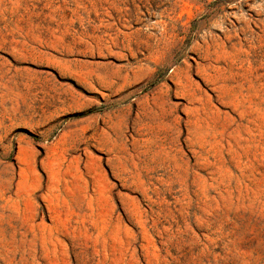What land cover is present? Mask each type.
Segmentation results:
<instances>
[{
    "label": "rangeland",
    "instance_id": "1",
    "mask_svg": "<svg viewBox=\"0 0 264 264\" xmlns=\"http://www.w3.org/2000/svg\"><path fill=\"white\" fill-rule=\"evenodd\" d=\"M0 264H264V0H0Z\"/></svg>",
    "mask_w": 264,
    "mask_h": 264
}]
</instances>
